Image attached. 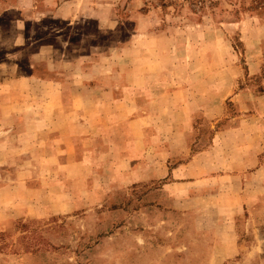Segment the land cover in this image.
Wrapping results in <instances>:
<instances>
[{"label":"rangeland","instance_id":"rangeland-1","mask_svg":"<svg viewBox=\"0 0 264 264\" xmlns=\"http://www.w3.org/2000/svg\"><path fill=\"white\" fill-rule=\"evenodd\" d=\"M0 264H264V0H0Z\"/></svg>","mask_w":264,"mask_h":264},{"label":"crops","instance_id":"crops-1","mask_svg":"<svg viewBox=\"0 0 264 264\" xmlns=\"http://www.w3.org/2000/svg\"><path fill=\"white\" fill-rule=\"evenodd\" d=\"M46 1H51V0H46ZM57 1V0H56ZM71 4H70V2L69 1H67V2H63V3H61V7H60V9H66L67 7H70V8H72V6H70ZM61 11V10H60ZM65 18H70L69 16H64Z\"/></svg>","mask_w":264,"mask_h":264}]
</instances>
